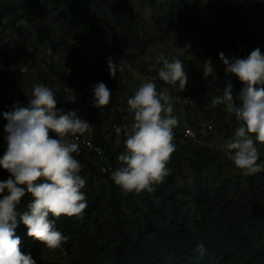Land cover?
I'll list each match as a JSON object with an SVG mask.
<instances>
[{
	"label": "rangeland",
	"instance_id": "374dc122",
	"mask_svg": "<svg viewBox=\"0 0 264 264\" xmlns=\"http://www.w3.org/2000/svg\"><path fill=\"white\" fill-rule=\"evenodd\" d=\"M256 48L264 54V0H0V157L7 147L3 114L15 104L27 107L35 84L54 88L66 77L56 106L81 111L89 123L83 134L112 163L110 177L131 123L127 100L142 83L167 90L178 118L171 172L153 192L124 194L106 174L82 167L87 208L82 217L55 220L67 239L51 250L29 237L21 251L39 264H185L180 253L206 264H264V171L243 176L228 159L222 146L239 124L223 105L210 104L229 83L237 95L243 87L219 53L246 59ZM161 57L183 62V91L159 79ZM109 59L131 70L111 77ZM209 60L214 72L205 78ZM99 82L112 94L103 109L93 107ZM258 148L264 165V145ZM9 177L0 167V181ZM31 200L22 198L20 212ZM17 229L27 233L22 222Z\"/></svg>",
	"mask_w": 264,
	"mask_h": 264
},
{
	"label": "clouds",
	"instance_id": "9594fccd",
	"mask_svg": "<svg viewBox=\"0 0 264 264\" xmlns=\"http://www.w3.org/2000/svg\"><path fill=\"white\" fill-rule=\"evenodd\" d=\"M219 58L226 72L243 84L238 95L229 83L222 95L210 100L212 107L223 105L239 124L222 150L243 176L256 174L264 171V165L258 163V145H264V54L256 48L246 59L226 58L223 52ZM161 60L159 79L183 91L188 82L183 62L177 58ZM108 67L113 78L126 67L131 70V65H117L111 59ZM213 72L211 61H205L204 77ZM55 92L44 84H35L27 107L15 104L12 111L3 114L7 147L0 157V167L10 177L0 181V264H37L30 252L21 251V238L15 232L18 222L26 226L29 237L55 250L67 239L56 230L55 220L61 216L82 217L87 208L86 195L81 191L86 179L73 155L79 154V145L66 138L83 134L89 123L76 111L58 109ZM93 93V107L103 109L110 104L112 94L103 82L94 85ZM69 100L74 102V95ZM127 104L131 123L124 126V151L117 157L120 167L111 173V179L124 194L153 192V186L163 183L171 172L167 164L175 151L173 129L178 118L167 90L158 92L151 81L142 83ZM26 194L32 200L26 211L19 212ZM204 250L203 244L196 246V251Z\"/></svg>",
	"mask_w": 264,
	"mask_h": 264
},
{
	"label": "trees",
	"instance_id": "16d2710c",
	"mask_svg": "<svg viewBox=\"0 0 264 264\" xmlns=\"http://www.w3.org/2000/svg\"><path fill=\"white\" fill-rule=\"evenodd\" d=\"M99 40H100V32H98V34L95 36V38L93 40V45L92 46H94V47L100 46ZM86 63L88 65V67L90 68V70L93 72V74H95V76H100L101 71H100V68H99L98 65L89 63L87 60H86ZM70 109H72V108H70ZM52 135H55V134L52 133ZM78 145L81 148V151H79V154L78 155H76L75 153L73 155L81 163L82 167L85 170H87L89 172H92V173H104V174H106L108 180L109 181H112L111 177L109 176L110 169H108L107 171H102L100 169L99 164L96 161V159L93 160L92 158L87 157L86 155H83L82 154V151L85 150L87 152V154H89V153L93 154V153L90 152L89 150H87L85 147L81 146L80 144H78ZM20 207H21V205H19V207H18V211L19 212L21 210ZM19 224H20V222H18V225ZM15 232H16V235L21 238V246L22 247L27 246V240L29 239V236L27 235V233H24L22 231H19L17 228L15 229ZM180 254L182 256L181 259L183 260V262L185 264H206V262L204 260H201L200 259V257H199L198 254L194 257V259L191 258L187 253H180ZM37 264H39V263L37 262ZM171 264H175V262L174 263H171Z\"/></svg>",
	"mask_w": 264,
	"mask_h": 264
},
{
	"label": "built area",
	"instance_id": "2783aa9c",
	"mask_svg": "<svg viewBox=\"0 0 264 264\" xmlns=\"http://www.w3.org/2000/svg\"><path fill=\"white\" fill-rule=\"evenodd\" d=\"M12 54H15V50H11ZM158 91V90H157ZM67 111H73V109H65ZM188 132L192 133V131L188 130ZM75 142L80 144L81 146L85 147L87 150L93 153V155L96 156V161L99 164V167L102 171H107L108 169H111L112 163L109 161L108 157L105 154V151L103 148L99 145H97L92 137L86 136L84 134H77L76 137H74Z\"/></svg>",
	"mask_w": 264,
	"mask_h": 264
},
{
	"label": "water",
	"instance_id": "95a60500",
	"mask_svg": "<svg viewBox=\"0 0 264 264\" xmlns=\"http://www.w3.org/2000/svg\"><path fill=\"white\" fill-rule=\"evenodd\" d=\"M68 83H69V77H66V78H65V82H64L63 85L52 88V89H56V92H55V99H56V102H57V100H58V95H59V93H60L64 88L67 87Z\"/></svg>",
	"mask_w": 264,
	"mask_h": 264
},
{
	"label": "crops",
	"instance_id": "0c3cea01",
	"mask_svg": "<svg viewBox=\"0 0 264 264\" xmlns=\"http://www.w3.org/2000/svg\"><path fill=\"white\" fill-rule=\"evenodd\" d=\"M75 111H76L77 115H79V112H81V111H78V110H75Z\"/></svg>",
	"mask_w": 264,
	"mask_h": 264
}]
</instances>
